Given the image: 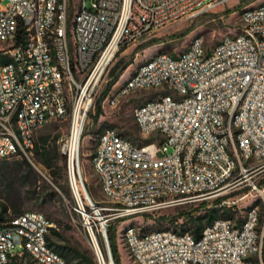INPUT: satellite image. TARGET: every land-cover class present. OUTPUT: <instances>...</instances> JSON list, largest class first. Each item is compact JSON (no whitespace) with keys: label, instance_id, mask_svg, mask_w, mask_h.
Here are the masks:
<instances>
[{"label":"built area","instance_id":"obj_1","mask_svg":"<svg viewBox=\"0 0 264 264\" xmlns=\"http://www.w3.org/2000/svg\"><path fill=\"white\" fill-rule=\"evenodd\" d=\"M4 1L0 160L28 158L39 129L69 123L61 152L97 264H115L109 230L117 221L200 204L244 184L264 199L252 180L264 173V2L243 9L241 33L213 47L197 36L183 52L157 53L115 83L105 99L111 107L139 90L167 93L135 105L140 143L112 126L98 134L91 160L104 199L95 202L85 184L82 139L117 56L233 0H78L71 28L70 0ZM263 222L252 205L242 220L219 217L198 238L173 228L140 235L126 225L117 243L131 264H264ZM53 227L38 211L1 224L0 264L24 253L36 264H67L49 244ZM17 247L23 250L14 253Z\"/></svg>","mask_w":264,"mask_h":264},{"label":"rangeland","instance_id":"obj_2","mask_svg":"<svg viewBox=\"0 0 264 264\" xmlns=\"http://www.w3.org/2000/svg\"><path fill=\"white\" fill-rule=\"evenodd\" d=\"M77 2L78 0H70V28L77 9ZM263 2L264 0H233L229 4L220 6L213 11L177 21L154 33L142 45L120 53L114 61L112 68L120 63V68L127 65V68L119 77V81L125 80L141 62L160 52L170 54L183 52L197 36H203L206 46L213 47L224 36L241 33V13L243 9L250 6H257ZM6 6L7 2L0 0V7L5 8ZM110 81L111 77L109 75L89 114L82 139L85 184L90 196L95 202L104 199L91 160L92 153L98 144V134L102 129L112 126L121 132L128 133L127 137L140 143L143 138L134 121L133 112L135 105L137 102L145 99L153 100L162 93H167V91L163 92L156 89L139 90L131 93L116 107L109 106L106 100H104L102 103L103 113L96 121L93 117L96 113V102ZM68 134L69 123L66 120H54L38 130L36 140L40 136H47L49 137L50 145L57 147L61 151V144L68 137ZM168 153H172V148H169ZM24 159H28L31 164L33 163L32 168H29L24 162ZM62 165L64 166L62 169L65 170L61 173L62 176L59 175L58 181L64 184V179L68 180L66 158L65 163L63 162ZM0 169H3L0 177V204L4 203L9 207L8 215L16 214L15 210L24 212L38 211L45 214L61 235L60 239L51 232L50 237L54 242L76 248L97 262L88 242L82 218L75 211L73 197L68 198L60 192V188L53 180L51 171L35 160L34 153L29 154L28 158L27 156L17 155L9 159L1 160ZM252 180L256 181L259 189H264V173L253 175ZM48 187L55 189L58 194L49 203L41 207L42 200L49 194L50 190ZM220 197H224V200L227 202L224 205L230 206L229 204H231V206H234L235 219L242 220L245 217L247 209L252 205H258L261 216L264 217V199L262 193L250 188L247 184H244L243 187L234 192L226 193ZM217 198L209 201L213 202ZM198 205L175 206L152 215H139L131 217L126 221L120 220L115 222L110 229V236L112 241L118 246L120 264H131L125 251L117 243L118 235L122 227L126 225L135 226L140 230V235L162 229L174 228L175 226L169 220H160V217L175 216L182 213V211L194 209ZM181 222L182 219L179 220V223ZM262 225H264V222ZM22 250L21 247H17L13 252L17 253ZM26 260L31 261L32 264H36L30 256Z\"/></svg>","mask_w":264,"mask_h":264},{"label":"trees","instance_id":"obj_3","mask_svg":"<svg viewBox=\"0 0 264 264\" xmlns=\"http://www.w3.org/2000/svg\"><path fill=\"white\" fill-rule=\"evenodd\" d=\"M71 22V17H70ZM121 63L116 65L110 71L111 81L109 82L107 88L99 97L96 102V113L93 116L97 121L99 117L102 115V103L106 99L108 93L115 85V83L119 80V77L127 68V65H124L120 68ZM123 135L127 136L128 133L121 132ZM35 160L38 163H41L43 166L48 168L51 171L53 176V180L56 185L60 188V192L63 193L68 198L71 197V191L69 187V183L67 179L64 184L59 183L58 178L61 173L64 172L65 169H62L64 166L62 163H65V156L57 147L50 145L49 137L40 136L36 140L35 145ZM1 161V160H0ZM24 162L32 168V164L28 159H24ZM2 170L0 169V177L2 175ZM31 170V169H29ZM62 176V175H61ZM49 188V194L42 200L41 207L45 206L58 192L52 187ZM224 197H219L215 199L213 202L204 201L200 203L194 209H190L188 211H182V213L177 214L175 216H161L160 220H169V222L175 226L173 229L178 232H189L195 237H200L203 229L214 222L219 217H230L234 218L235 209L234 206L223 205L222 202ZM8 206L4 203L0 204V225L12 218L13 216H17L25 213L24 211L15 210L16 214L8 215ZM182 219V222L179 223V220ZM261 222H263V216H261ZM51 232L61 239L60 233L54 227L51 229ZM109 239L111 243V250L115 264H120L119 254H118V246L115 242L112 241L109 230ZM49 244L55 251H57L67 262V264H97L92 258L88 257L85 253L80 252L78 249L70 247L68 245H61L54 242L49 236ZM29 253H24L22 256H15L12 258L10 264H32L31 261L26 260L29 257ZM31 257V256H30ZM32 258V257H31Z\"/></svg>","mask_w":264,"mask_h":264},{"label":"bare ground","instance_id":"obj_4","mask_svg":"<svg viewBox=\"0 0 264 264\" xmlns=\"http://www.w3.org/2000/svg\"><path fill=\"white\" fill-rule=\"evenodd\" d=\"M77 140H78V138L76 139V143H77Z\"/></svg>","mask_w":264,"mask_h":264}]
</instances>
